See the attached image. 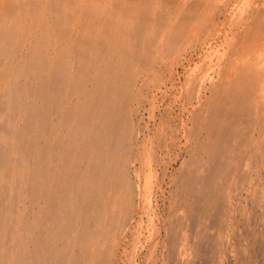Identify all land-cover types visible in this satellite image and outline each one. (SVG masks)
<instances>
[{"label":"rangeland","instance_id":"obj_1","mask_svg":"<svg viewBox=\"0 0 264 264\" xmlns=\"http://www.w3.org/2000/svg\"><path fill=\"white\" fill-rule=\"evenodd\" d=\"M196 1L176 8L146 0L142 29L129 16L132 1L123 0L126 15H117L114 27L108 17L116 5L103 0L89 26L95 33L79 24L76 38L64 43L61 118L51 86L53 93L35 99L39 122L32 115L16 121L15 147L0 136V264H264V104H226L221 94L233 34L238 44L239 29L255 27L264 0H205L179 23L183 8ZM256 56L264 60V51ZM247 60L253 70L254 57ZM55 62L51 56L50 67ZM86 90L107 96V114H88L79 95ZM255 92L248 97H260ZM218 102L225 112L212 119ZM90 116L87 135L82 123ZM74 117L82 119L76 129ZM208 122H226L230 134L212 163L203 154L212 138ZM9 126L0 117V128L10 132ZM67 138L75 142L72 152L63 150ZM98 159L114 163L115 172L98 169ZM207 169L212 178L198 183Z\"/></svg>","mask_w":264,"mask_h":264},{"label":"bare ground","instance_id":"obj_2","mask_svg":"<svg viewBox=\"0 0 264 264\" xmlns=\"http://www.w3.org/2000/svg\"><path fill=\"white\" fill-rule=\"evenodd\" d=\"M102 1L103 0H1L0 2V82L3 84V87L0 90V117L1 118L4 117L6 121L10 120V126H12V129L9 132V129L5 130V129L0 128V136L2 137L3 140H8V143L11 144V146L13 145L14 147L16 146L15 141L17 140L16 139L17 133L13 132V128H14V125H16V121L19 118L26 116L29 119V117L32 118L33 116V118H35V122L36 123L39 122L38 108H36L35 99H37L38 96H41V95L45 96V95H48V93L49 94L53 93L48 89V87L51 88L52 86V88L56 87L57 89L56 90V99H57L56 107L58 109L56 107L54 109L57 112V114H59V118H61L60 117L61 110L67 104V101L63 96V93L58 90L59 89L58 83L61 80L60 76L65 71V69L63 68L64 58H65L64 53L66 50L64 43L67 44L68 41H72L76 38L75 34L78 31L79 24H80V28L82 29V31L86 30L85 33H87V35L89 34L92 36V34L95 33L96 30L89 28V26H90V22L92 20H95V17L99 15L97 14V10ZM125 1L129 3V5H130V2L132 1L131 2L132 7L129 11L130 12L129 16H131V19H134V24L136 26L138 25L139 28H142V25L144 24L143 23L144 12L147 8H149V4L146 5V0H125ZM167 1L171 3L172 5L175 3L174 7L177 8L181 0H167ZM122 2L123 0H113L114 6L116 5L115 6L116 9L115 7H113L112 12H109L108 18L110 19L112 17L111 20H109L111 24H113L114 22L116 23V21L118 20L117 15L118 17L122 16L124 19L126 13L124 14V11L122 8ZM156 2L157 0H154V3L150 4V6L151 5L154 6ZM205 2H206L205 0H199V1L194 2L193 4L189 3V5L186 6V8H183L181 15H180L179 23L187 21L189 17L194 15L196 11L198 10V8L200 6H203ZM147 3H148V0H147ZM165 8L166 7H164V9ZM174 13L176 17L177 16L176 9L174 10ZM113 14H114V17H113ZM262 14L263 12H261V15ZM105 16H107V13H105ZM85 17L88 20L87 22L83 21V18ZM156 17H157V22L159 23L160 17L158 15ZM107 22L108 21H106V23ZM115 23L113 24L114 27H115ZM245 29L247 28L245 27ZM140 31L139 29L138 31H136L135 29L134 32H138L136 34L139 35ZM261 32L264 33V29ZM172 34L173 33L169 34L170 35L169 45H167L168 47L165 49V51L170 49V46L172 45L174 41V36ZM255 34H256V31H255ZM240 36L241 37L239 39V43L234 44L231 50V54L228 57L229 59L226 62L227 63V66H226L227 68L225 72L226 85H225L224 91L221 92V94H223L224 92V96L222 98L226 101L225 102L226 104H229L230 102L234 103V101H243V100L248 101V99H250V101L254 104L263 105L264 100L262 101L260 100V98H264V95H263L264 89L260 85L262 84L261 80L264 79L263 63L262 61L260 62L261 60L260 57H258V59L255 61V64L252 61L255 66V72H253L254 70H252L247 60V56H249V54L251 55V48H252L251 43H250L251 38L250 37L246 38V36H244L243 34H241ZM78 41H79V38H78ZM105 47L106 46L101 48L100 52L99 51L98 52L100 54H104ZM229 47L231 46L229 45ZM74 48L75 47L72 48V46L69 47V52H72V49L74 50ZM91 52L90 54L92 56L93 54ZM254 54H256V50ZM75 55H76V52H75ZM96 55H98L97 52H96ZM51 56L56 57V62L55 64H52V67H50L49 65ZM78 62L79 60H77V65H76L77 68H75V71L77 73H79L80 70H83L80 63ZM22 79H24V81L26 79L28 80L32 79L31 84L28 86L25 83H21ZM34 83L38 89L37 92H33ZM258 85H260L261 87ZM255 86L256 88H258V91L254 89ZM259 90H261V95L259 94L260 97H257V99L256 98L252 99L251 96L248 97V95H250V92L256 91L257 93H259ZM257 93L255 94V96H258ZM79 95H84L85 106L88 108V110L91 109V112L88 113L89 115L90 113H96L95 109H98L99 112L107 114L106 109L104 111L102 110L103 103L106 100L107 96H105V98H103V96H99V97L90 96V91L88 90H86V93L84 91H81ZM23 101H26L29 106L27 105L28 107H22L21 103ZM225 103L222 105V102H218L217 106L215 107L216 111L214 112L215 118H212V119H218L223 116L225 109H226ZM80 106H82L81 108L84 107L83 104ZM94 119H95L94 117L90 116V117H87L86 122L82 123V126L84 127L87 126L86 131H85L87 135L91 134L89 127L93 123ZM200 119L198 117V122L200 121ZM72 120L73 121L71 123V127L73 129L74 128L76 129L82 119L80 117L78 118L74 117ZM207 130L210 133H212V138L209 141L208 148L207 149L203 148V154H206L209 162L212 163L215 160L214 158L217 157L216 151H217L218 145L220 144L222 140H223L222 142L224 143V139H225L224 137H227L228 135L230 136V134H227L229 132L227 130L226 122L224 124L223 123L213 124V126L211 125V122H208ZM233 136H236V135H233ZM74 143L75 142L72 141V138L65 139L64 144H62L63 150L67 152H72V147ZM46 149L44 148V150H46V156H47L52 151L48 146ZM18 151L20 153L17 154V157L15 158V163L17 164V169L19 171L20 168L22 167V162H23L21 147L19 148ZM50 155L52 156V154ZM12 158H11V163L14 159ZM96 165L98 169L100 166H103V168L106 169L109 175L113 171L115 172L116 165L112 162H108V165L106 166L104 159H101V160L98 159V163H96ZM209 170L210 169H207V173L209 172ZM18 171H17V175H19ZM204 176H205V179L200 180V182L198 183L206 184L207 180H210L212 178L210 172L208 175H204ZM194 182H195V179H194ZM112 207H113V204L111 205L110 208ZM14 241L16 242V240Z\"/></svg>","mask_w":264,"mask_h":264},{"label":"crops","instance_id":"obj_3","mask_svg":"<svg viewBox=\"0 0 264 264\" xmlns=\"http://www.w3.org/2000/svg\"><path fill=\"white\" fill-rule=\"evenodd\" d=\"M261 12H263L264 13V10L262 9V10H258L257 12H254L255 14H254V20H253V22H251V23H254V25H255V27L254 28H251L250 26H248V25H246L245 27L247 28V29H244L245 31H246V33H245V31L243 30V28L241 29V31H240V29H239V33H238V37L241 35V34H243L244 36H246V38L248 37H250L251 38V41H250V43H251V55L249 54V56H252V57H254V59H255V61L258 59V56H256V54H254V52H255V50H262V51H264V40H263V36H264V33L263 32H261L263 29H264V23H261V17H262V15H261ZM259 14V15H258ZM244 27V28H245ZM250 28V29H249ZM262 30H261V29ZM253 29H254V31H253ZM261 30V31H260ZM248 31V32H247ZM255 31H256V34H255ZM260 33H259V32ZM246 34V35H245ZM263 34V35H262ZM248 35V36H247ZM250 35V36H249ZM261 35V36H260ZM241 37V36H240ZM233 39L231 40V42L234 40L235 41V43H236V34H235V32H234V34H233V37H232ZM257 38V39H256ZM256 42H255V41ZM263 40V41H262ZM234 43V44H235ZM259 43V44H258ZM255 44V45H254ZM253 45V46H252ZM254 51V52H253ZM249 56H247V58H249ZM255 56H256V58H255ZM261 59V58H260ZM262 61V63H263V73H264V60H260V62ZM253 72H255V66L253 67ZM264 95V94H263Z\"/></svg>","mask_w":264,"mask_h":264}]
</instances>
